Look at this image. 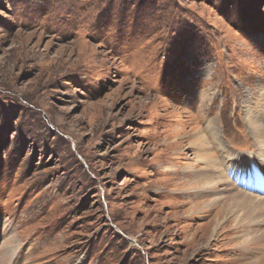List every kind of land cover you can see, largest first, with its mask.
<instances>
[{
  "label": "rangeland",
  "instance_id": "rangeland-1",
  "mask_svg": "<svg viewBox=\"0 0 264 264\" xmlns=\"http://www.w3.org/2000/svg\"><path fill=\"white\" fill-rule=\"evenodd\" d=\"M198 134L264 174V0H0V264H249Z\"/></svg>",
  "mask_w": 264,
  "mask_h": 264
},
{
  "label": "bare ground",
  "instance_id": "bare-ground-1",
  "mask_svg": "<svg viewBox=\"0 0 264 264\" xmlns=\"http://www.w3.org/2000/svg\"><path fill=\"white\" fill-rule=\"evenodd\" d=\"M209 132L211 134V131ZM201 136L198 134L195 141L199 143L197 150L200 153L197 157L202 164L200 163L198 168L187 166L185 169L193 176L189 183L196 185L195 191L201 194L205 192L213 194L212 204L208 210V212L214 211L211 221L216 227L220 224L225 225L223 231H216L214 238L225 235L224 231L232 237L239 232L237 235L241 238L239 250H247V256L250 254L253 256L249 264H264V174L261 167L254 156L242 155L241 158H245L251 167L245 161H240L245 164V168L240 169L241 173L237 175V181H235L238 188L235 187L230 174L220 171L219 165L217 166L210 152L205 149V143L200 144ZM220 147L224 149L223 145ZM230 169L233 173L232 166ZM240 181L242 188L239 187ZM220 185L223 187L217 189ZM232 237H230L231 240H233ZM12 243L11 236L4 240L1 255L6 254V249H13Z\"/></svg>",
  "mask_w": 264,
  "mask_h": 264
}]
</instances>
